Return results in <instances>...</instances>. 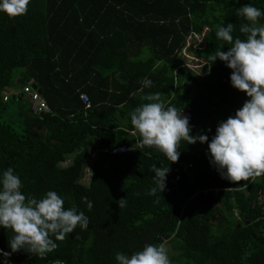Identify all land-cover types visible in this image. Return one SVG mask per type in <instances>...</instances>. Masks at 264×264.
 Instances as JSON below:
<instances>
[{
    "label": "trees",
    "instance_id": "1",
    "mask_svg": "<svg viewBox=\"0 0 264 264\" xmlns=\"http://www.w3.org/2000/svg\"><path fill=\"white\" fill-rule=\"evenodd\" d=\"M250 3L264 11V0H30L23 15L0 13V174L11 167L27 198L55 191L65 209L89 218L43 256L11 253L13 232L0 228L9 264H118V252L165 241L176 242L180 264H264V174L238 189L210 165L207 144L184 140L171 163L138 147L129 116L144 95L159 93L189 118L192 135L210 142L249 99L210 55L232 46L216 38L219 26L231 23L233 41L246 39L239 29L248 22L236 11ZM184 50L204 63L200 70ZM18 79L38 86L47 113H32ZM14 86L20 93L5 102ZM120 146L128 151L109 152ZM154 165L170 171L165 191L150 195Z\"/></svg>",
    "mask_w": 264,
    "mask_h": 264
},
{
    "label": "clouds",
    "instance_id": "2",
    "mask_svg": "<svg viewBox=\"0 0 264 264\" xmlns=\"http://www.w3.org/2000/svg\"><path fill=\"white\" fill-rule=\"evenodd\" d=\"M29 3L30 0H0V13L9 17L23 15ZM236 12L248 22L239 29L246 39L233 41L234 25L231 23L219 26L216 38L232 46L227 52L215 51L210 58L212 64L219 60L231 69V86L249 99L234 116L218 124L210 142L206 134L192 135L189 118L176 107H165L159 93L144 95L142 99L147 103L135 108L129 116L139 134V148H154L175 163L181 154L177 151L181 140L189 145L207 144L209 163L221 179L243 189L247 185L239 182L264 174V24H259L264 11L250 3ZM141 84L150 87L152 81L144 79ZM169 171V165L153 166L154 186L150 195L165 191ZM22 187L20 176L11 167L0 174V228L13 232L11 253L27 249L29 253L43 256L54 251L58 247L56 241H63L77 226L81 229L89 227V218L84 212L65 209L64 199L57 192L48 191L40 199L27 198ZM82 199L91 210L93 203L87 197ZM126 203V198L119 200V208L125 207ZM168 252L165 241L158 245L146 244L131 256L118 252L115 259L118 264H172ZM9 255L0 250V256L5 258L0 264H9Z\"/></svg>",
    "mask_w": 264,
    "mask_h": 264
},
{
    "label": "built area",
    "instance_id": "3",
    "mask_svg": "<svg viewBox=\"0 0 264 264\" xmlns=\"http://www.w3.org/2000/svg\"><path fill=\"white\" fill-rule=\"evenodd\" d=\"M21 94H22V97H24V99H26L30 103L31 110L34 115L40 116L43 113L48 112V106H47L46 101L42 98L39 90L34 89L32 85H23L21 88ZM81 98L83 99L84 102H89V99L86 95H82ZM3 100L5 102H8L10 100V95L5 94ZM127 151H128V148L126 146H120V147L113 148L109 152L113 155H117V154L125 153ZM190 167L191 165L183 164L184 171L190 169ZM179 178H180V174L176 176V179H179ZM8 257H10V255ZM54 264H66V263L65 262H54Z\"/></svg>",
    "mask_w": 264,
    "mask_h": 264
},
{
    "label": "rangeland",
    "instance_id": "4",
    "mask_svg": "<svg viewBox=\"0 0 264 264\" xmlns=\"http://www.w3.org/2000/svg\"><path fill=\"white\" fill-rule=\"evenodd\" d=\"M198 38L199 39L197 41V45H199L202 41V38L200 37ZM183 53H184L185 61L190 65L192 69L198 71L203 67L204 63L199 60H194L192 55L188 51L184 50ZM8 92L10 93V96L12 97V95H16L20 93V87L14 86L13 88H9ZM90 167L91 165L89 166V169ZM89 179H90V176L86 174L85 178L81 182L87 185L89 183ZM167 246L169 249L168 254H169L170 260L172 261V264H180L178 263V261H174V259L177 258L179 255V250L176 249V242L167 243Z\"/></svg>",
    "mask_w": 264,
    "mask_h": 264
},
{
    "label": "water",
    "instance_id": "5",
    "mask_svg": "<svg viewBox=\"0 0 264 264\" xmlns=\"http://www.w3.org/2000/svg\"><path fill=\"white\" fill-rule=\"evenodd\" d=\"M20 85H24L25 83L22 81V80H20V79H18V81H17ZM33 88L34 89H36V90H39V92L41 93V91H40V89H38V86L37 85H33Z\"/></svg>",
    "mask_w": 264,
    "mask_h": 264
}]
</instances>
